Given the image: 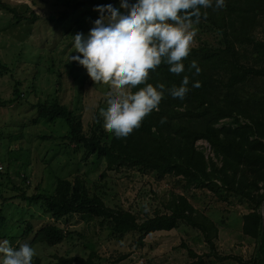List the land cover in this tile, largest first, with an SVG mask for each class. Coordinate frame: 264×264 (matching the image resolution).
<instances>
[{
  "label": "rangeland",
  "instance_id": "374dc122",
  "mask_svg": "<svg viewBox=\"0 0 264 264\" xmlns=\"http://www.w3.org/2000/svg\"><path fill=\"white\" fill-rule=\"evenodd\" d=\"M3 1L8 9L0 6V165L4 167L0 170V218L5 219L0 240H7L12 247L30 244L36 251L33 262L39 258V264L57 263L62 256L88 258L91 253L95 254V264H190L195 259L189 247L204 256L205 264H246L233 258L205 256L210 249L202 233L184 223L147 234L140 241L142 233L118 237L100 217L71 213L56 220L42 200L16 197L21 193H53L59 177L78 178L107 205L128 209L141 219L166 212L171 191L186 192L194 206L218 224L219 252L247 259L255 246L242 231L243 216L252 210L248 201L236 196L223 200L207 188L185 191L180 178L137 167L122 165L107 171L106 159L88 154L83 145L66 139L69 129L63 119L39 116L37 104L58 101L82 121L88 135L97 125L104 141L112 137L100 115V109L107 107L110 85L94 82L80 64L71 73L67 68L70 55L76 54L72 35L87 34L100 13L89 16L90 4L73 7L78 0ZM82 18L86 22L79 29L76 23ZM193 27V45H223L219 30L200 23ZM256 33L264 36L261 30ZM252 62L264 64V58ZM199 147L213 154L206 141H200ZM28 221L33 231L23 237ZM47 224L64 229L62 242L49 245L35 241V232Z\"/></svg>",
  "mask_w": 264,
  "mask_h": 264
},
{
  "label": "trees",
  "instance_id": "16d2710c",
  "mask_svg": "<svg viewBox=\"0 0 264 264\" xmlns=\"http://www.w3.org/2000/svg\"><path fill=\"white\" fill-rule=\"evenodd\" d=\"M108 3L117 6L119 0H78L72 6L90 4L88 15L95 17L99 14L95 6ZM0 6L8 9L3 0ZM206 11L207 16L202 15L199 23L219 30L223 45L207 42L193 45L183 60L185 70L179 75L169 72V66L163 62L150 70L145 83H164L165 95L159 110L148 114L141 126L127 137L117 138L113 134L110 140L104 141L97 125L88 135L82 121L58 101L39 103L37 110L42 118L63 119L69 129L66 139L83 145L88 154L95 153L106 159L107 171L122 165L137 167L158 175L176 176L183 181L181 186L185 191L207 188L223 200L236 196L248 201L252 210L243 216L242 231L255 242L250 258L219 252L218 224L196 208L186 192L171 191L166 212L141 219L128 209L107 205L100 195L91 194L78 178L72 181L59 177L53 193H21L16 197L42 200L56 220L71 213L100 217L118 237L140 232V241L147 234L172 230L184 223L202 233L210 249L205 256L264 264V64L252 62L254 58H264V36L256 33L257 30L264 32V0H226L223 8ZM85 22L82 18L76 25L81 29ZM193 59L201 68L198 75L188 68ZM78 64L70 60L68 73ZM184 75L189 76V91L183 99L173 98L167 89L179 86ZM195 80L200 81V87H191ZM143 86L137 85L131 91ZM162 118H165L163 123ZM200 141H206L213 154L200 148ZM0 221L1 227L5 219L1 216ZM32 231L33 224L28 221L23 237ZM64 238V229L55 224H47L35 232V241L49 245H56ZM188 252L195 259L190 264H205L204 256L190 247ZM93 256L94 253L88 258L62 256L57 263L48 264H95ZM39 261L37 258L33 264Z\"/></svg>",
  "mask_w": 264,
  "mask_h": 264
},
{
  "label": "clouds",
  "instance_id": "9594fccd",
  "mask_svg": "<svg viewBox=\"0 0 264 264\" xmlns=\"http://www.w3.org/2000/svg\"><path fill=\"white\" fill-rule=\"evenodd\" d=\"M225 3L226 0H119L117 6H95L100 15L93 21L94 26L87 34L72 35L77 55H70V60L82 65L94 82L110 85L107 107L100 109L106 130L117 138L127 137L148 114L159 110L165 84L145 83L150 70L163 62L171 73L184 72L183 60L196 36L193 24L199 23L202 15L207 16V9H220ZM188 68L194 69L196 75L201 72L195 59ZM137 85L144 86L131 91ZM191 87H200V81H193ZM188 91V75L183 76L179 86L167 89L168 94L179 99ZM35 255L28 243L12 247L7 240H0V264H33Z\"/></svg>",
  "mask_w": 264,
  "mask_h": 264
},
{
  "label": "built area",
  "instance_id": "2783aa9c",
  "mask_svg": "<svg viewBox=\"0 0 264 264\" xmlns=\"http://www.w3.org/2000/svg\"><path fill=\"white\" fill-rule=\"evenodd\" d=\"M0 168H2V166H0Z\"/></svg>",
  "mask_w": 264,
  "mask_h": 264
}]
</instances>
